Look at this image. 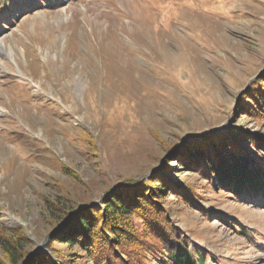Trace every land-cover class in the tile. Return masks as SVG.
I'll list each match as a JSON object with an SVG mask.
<instances>
[{"label":"rangeland","instance_id":"1","mask_svg":"<svg viewBox=\"0 0 264 264\" xmlns=\"http://www.w3.org/2000/svg\"><path fill=\"white\" fill-rule=\"evenodd\" d=\"M262 72L264 0H0V241L21 229L26 251L50 253L73 207L161 172L198 193L195 206L165 198L195 261L264 264V193L231 192L172 154L235 127L259 137V152L239 142L264 168V120L240 106Z\"/></svg>","mask_w":264,"mask_h":264},{"label":"trees","instance_id":"2","mask_svg":"<svg viewBox=\"0 0 264 264\" xmlns=\"http://www.w3.org/2000/svg\"><path fill=\"white\" fill-rule=\"evenodd\" d=\"M247 98L254 105H245ZM240 106L247 114L264 120V72L245 91ZM239 141L247 142L255 152L262 150L257 135L232 127L231 133L188 137L173 148L172 154L179 163L206 179L216 180L231 192L263 194L264 168L258 163L261 155H254L256 161L252 163ZM167 192L189 206H195L193 198L198 197L194 187L178 190L161 172L124 180L107 191L99 203L82 204L68 211L48 240L50 253L38 251L26 259L31 251L22 245L26 239L21 235L23 230L15 229L13 235H5L0 241L4 252L0 264H63L61 255L70 264L74 263V256L84 259L80 264H147L156 258L170 264H206L200 252L196 261L192 258L188 237L166 208ZM55 242L75 246L78 253L62 254L54 247Z\"/></svg>","mask_w":264,"mask_h":264},{"label":"water","instance_id":"3","mask_svg":"<svg viewBox=\"0 0 264 264\" xmlns=\"http://www.w3.org/2000/svg\"><path fill=\"white\" fill-rule=\"evenodd\" d=\"M38 251H40V249L37 247V248H34L28 255H27V257H26V259L27 258H29V257H31L34 253H36V252H38Z\"/></svg>","mask_w":264,"mask_h":264},{"label":"bare ground","instance_id":"4","mask_svg":"<svg viewBox=\"0 0 264 264\" xmlns=\"http://www.w3.org/2000/svg\"><path fill=\"white\" fill-rule=\"evenodd\" d=\"M11 50V49H10Z\"/></svg>","mask_w":264,"mask_h":264}]
</instances>
